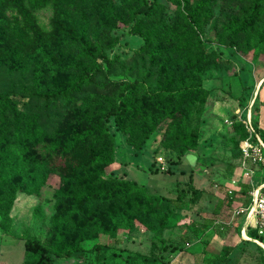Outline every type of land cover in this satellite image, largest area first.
<instances>
[{"label":"rangeland","instance_id":"374dc122","mask_svg":"<svg viewBox=\"0 0 264 264\" xmlns=\"http://www.w3.org/2000/svg\"><path fill=\"white\" fill-rule=\"evenodd\" d=\"M65 1L61 9L66 16V22L69 24L72 21L77 25L81 17L74 5H79L80 0ZM83 1L85 7L86 0ZM156 1L159 4L155 13L156 19L150 21L143 18L140 23L134 24L130 14L134 7L132 4H125L122 0H108L119 16L115 21L116 26L100 29L92 24L88 27L92 48L103 51L111 61L107 63L97 57L96 62L101 65V71L87 87L86 94L77 101V109L89 104L88 99L93 94L113 99L117 89L111 82L121 81L128 89L132 83L141 81L134 100L145 99L149 102L159 95L165 96L163 89L179 84V78L186 75L181 70L182 65H186L182 61L186 59L185 62L188 63L196 53L182 55L176 48L177 44L170 43L166 37L161 38L158 43L147 44L137 31L146 34L162 25L165 29L181 31L186 26V12L197 0ZM208 11L209 17H204L203 13L198 16L203 28L202 47L208 55L207 62L201 64L202 85L207 90V96L201 103L196 102L199 112L189 116L200 134L197 152L189 150L179 162L172 164L170 159L174 158L173 150L160 146L170 131L171 120L164 116L155 122L156 126L152 129L151 118H142L140 114L133 122L124 121L125 125H132L134 131L143 130L148 135L145 146L135 151L126 142V135L118 132L113 118L110 117L106 120V125L116 138L114 161L119 168L116 170L113 163L106 166L105 178L113 181L112 179L124 176L145 186L153 194L175 197L180 187L187 189L185 182L193 174V183L202 194L195 204L184 201L182 208L200 223L197 239H203L202 244L209 245L208 259L214 258L223 245H229L237 239V244H230L234 250L227 264H264V235L260 245L240 239L242 223H235L238 219L244 222L245 217L243 213L235 214L231 210V201L236 193L242 196V203L237 209L250 200L247 188L243 185L251 180L255 184L264 180V164L254 166L250 178L243 175L244 168L239 154L240 140L246 134L249 135L244 122L247 116L250 115L254 127L264 128V17L252 20L247 30H239L232 39L227 36L224 25L231 19L242 20L249 16L253 12V1L216 0ZM6 13L13 18L14 12L8 10ZM36 15L39 22L48 27L53 8L46 5L38 9ZM13 27L19 39L26 40L27 33L20 24L13 23ZM231 41L233 42L230 43ZM58 43V46H46L42 52L16 56L11 55L8 50L7 55H0V97L6 103L3 106L7 108L5 113L0 112V133L8 127L11 130L22 127L29 121H37L39 126H44L47 119H54L53 130L50 132L54 134L60 131L63 122L73 113V108L67 109L62 100L48 101L42 96V92L65 82L63 75L50 69L52 63H67L71 57L68 48L60 44V41ZM170 80L174 83L171 87L168 86ZM91 103L94 104L93 101ZM19 137L17 135L12 142L18 143ZM10 152L0 153V177L4 167L8 166L6 157ZM15 153L12 168L15 171H24L10 180L8 185L0 186V264H22L23 242L31 236L59 251L64 250L65 244L71 246L81 241L85 249L82 258L76 262L58 259L56 264H129L127 255H148L151 242H156L155 252L162 247L158 244L160 232L152 214L135 217L126 213L130 226L125 229L116 228L117 243H109L111 240L107 235V227L111 221L105 216L102 217V223L91 227V231L85 233V236L79 233L74 223L68 225V233H55L52 219L57 208L61 206L55 193L66 184L59 175L47 169V162L39 152L27 154L18 148ZM31 167L36 170L35 179L26 172ZM44 173L49 174L48 179L46 184L40 185L38 181ZM113 186L115 183L110 182L103 187ZM126 186L133 187L130 183L124 187ZM238 187H242L243 191L238 190ZM229 189L233 191L232 194L228 192ZM187 193L189 195L190 192ZM144 199L143 191L133 193L129 206L132 202L139 203ZM119 200L117 195L112 203H105V207L121 214L118 211ZM149 205L154 207V213L160 215L164 202L155 196ZM96 209L102 213L99 206ZM188 236L193 238L190 232ZM96 243H109L111 246L102 249L95 258L96 253L92 247ZM207 261L204 259L200 264H209Z\"/></svg>","mask_w":264,"mask_h":264},{"label":"trees","instance_id":"16d2710c","mask_svg":"<svg viewBox=\"0 0 264 264\" xmlns=\"http://www.w3.org/2000/svg\"><path fill=\"white\" fill-rule=\"evenodd\" d=\"M122 1L134 6L130 10L131 20L134 24L140 23V19L143 18L150 21L156 19L155 13L159 6L156 0ZM252 1L253 12L249 16L242 20L231 19L227 25H224L228 32L227 36L234 39V34L239 30H247L252 20H260L264 17V0ZM65 2V0H0V55H7L8 50L11 51V55L15 54L16 56L31 54L35 51L42 52L46 46L52 44L58 46L60 41V44L68 48L71 57L67 63H60V61L52 63L50 69L54 73L63 75L65 82L42 92V96L48 101L62 100L67 109L72 107L74 110L70 117L63 122L60 131L54 134L50 133L53 130L54 119H47L44 126H39L37 121H29L22 127H15L13 130L8 127L0 133V153L11 151L6 157L8 166L4 167L2 171L0 186L8 185L10 180L24 171V169L15 171L12 168L16 149H22L27 154L39 152V155L47 162V169L59 175L66 184L59 192L55 193L56 200L61 204L52 219L55 233H68L70 231L67 229L68 225L74 223L79 233L85 236V233L91 231V227L101 224L102 217L105 216L111 221L107 227V235L111 240L109 243H117L116 228L125 229L130 226V220L126 213L135 217L140 214L144 216L152 214L159 227L158 244L162 247L155 252L156 242L153 241L148 255L141 253L127 255V262L129 264H167L168 254L185 248V244L194 237L199 238L200 223L186 214L182 205L186 200L191 204L197 203L202 191L194 185L193 174H190L188 181L185 182L187 189L184 190L180 187L175 197L153 194L145 186L138 184L135 180L124 178V176L112 179L113 181L106 179L105 167L114 162L116 148V138L109 132L106 120L112 117L118 132L126 135V142L130 148L139 151L147 143L148 135L143 130L134 131L133 126L125 125L124 121L131 120L133 122L140 114L142 118H151L152 125L150 126L154 129L155 122L165 116L171 120L172 125L160 146L163 149L173 150L174 158L172 157L170 162L172 164L179 162L185 152L189 150L197 152L200 134L189 116L199 112L196 102L201 103L207 96V90L202 85L201 64L207 62L208 58L202 47L203 28L198 16L203 13L204 17H209L208 10L216 0H197L194 6L186 12V26L181 31L165 29L163 25L146 34L137 31L147 44L158 43L161 38L166 37L170 43L177 44L176 48L182 55L189 54V52L196 53L188 63L185 62L186 59H183L182 62L186 65H182L181 70L186 75L177 79L179 81L177 85L170 80L168 86L171 87L173 84L174 86L163 89L165 96L159 95L149 102L145 99L135 101L134 94L141 81L132 83L128 89L121 81L111 82L117 89V94L113 99L93 94V97L90 95L88 99L89 104L84 105L82 109H77V101L86 94L87 87L95 75L101 71V65L96 62L97 57H101L107 63L111 61L103 51L92 48L88 27L94 24L100 29L114 28L115 21L119 19V16L115 13L113 6H110L108 0H86L85 7L84 1L80 0L79 5H74L80 14V21H77V25H74L72 21L68 24L61 9V5ZM46 5H51L53 8V16L48 27L42 25L36 15V11ZM8 10L14 12L13 18L7 15ZM86 13L89 15L87 16ZM13 23H19L27 33L26 40L19 39ZM92 101L94 104L91 103ZM5 104L4 99L0 97V112H6L7 108L3 106ZM256 122L255 119V125ZM254 128L264 142V128ZM17 135H20L19 142H12ZM246 137L247 134L242 139ZM26 172L29 176H34L33 179H35L36 170L34 167L27 169ZM48 175V173H44L38 183L46 184ZM110 182H114L115 186L103 187ZM127 183L132 184L133 187H124ZM243 187L247 188V193L251 189L249 183ZM241 188L238 187V190L243 191ZM140 191L144 192L145 199L139 203L132 202L129 206L132 194ZM187 192H190L189 195ZM117 195L120 197L117 204L121 214H117L114 209L105 207V203H112ZM155 196L164 202L160 215L154 213V207L149 205L150 200ZM186 197L188 199H185ZM97 206L102 213L96 209ZM75 216L77 217L75 218ZM188 232L193 235V238L188 236ZM247 235L253 240L262 242L263 235H259L255 229H248ZM244 242L249 241L245 240ZM109 243L94 244L92 249L96 253L95 258H97L98 252L111 246ZM64 247L63 251H59L47 246L35 236L28 237L23 242L22 264H56L58 259H69L76 262L77 259L83 257L85 252L81 241L71 246L65 244ZM233 250V246L223 245L214 258L208 259L207 257L205 259L209 264H227Z\"/></svg>","mask_w":264,"mask_h":264},{"label":"built area","instance_id":"2783aa9c","mask_svg":"<svg viewBox=\"0 0 264 264\" xmlns=\"http://www.w3.org/2000/svg\"><path fill=\"white\" fill-rule=\"evenodd\" d=\"M245 122V127L249 135L240 140V157L241 165L244 168V176L249 177L253 173V167L264 164V142L261 140L259 134L256 132L254 126L252 125L250 115L247 116ZM162 161V158H158ZM162 164V163H161ZM232 184L236 185L235 181ZM251 189L249 194V203L246 206L239 207L234 212L235 214L243 213L246 219L254 218L255 222L253 227L259 235L264 234V181H260L255 184L252 180L249 182ZM229 189V193H231ZM250 239V237H248Z\"/></svg>","mask_w":264,"mask_h":264},{"label":"crops","instance_id":"0c3cea01","mask_svg":"<svg viewBox=\"0 0 264 264\" xmlns=\"http://www.w3.org/2000/svg\"><path fill=\"white\" fill-rule=\"evenodd\" d=\"M113 164L116 167V170L119 168L118 164L114 161ZM242 196L240 193H236L234 195V198L231 201L232 205V212L234 213L237 209V207L242 203ZM244 201V200H243ZM249 202L245 203V206L248 205ZM245 217V214H242ZM233 216V215H232ZM234 217V216H233ZM255 222V219H246L244 218V222H240L238 219L235 224L242 223L241 224V232H240V239L244 238V240L252 241L258 245L262 244V242L258 240L249 239L247 235L248 229H255L253 227ZM264 235V234H263ZM205 238V237H204ZM203 241V239H201ZM202 241H200L197 238H193L191 241L185 244V248L181 250H177L173 253H170L167 255V264H200L205 258L209 257L210 255H207L208 253V246L205 243L202 244ZM239 242V240H235L233 243H230L231 245H235ZM229 244V245H230ZM220 249V248H219ZM217 251V250H216ZM214 256V255H213Z\"/></svg>","mask_w":264,"mask_h":264},{"label":"bare ground","instance_id":"6f19581e","mask_svg":"<svg viewBox=\"0 0 264 264\" xmlns=\"http://www.w3.org/2000/svg\"><path fill=\"white\" fill-rule=\"evenodd\" d=\"M250 219H253V218L250 217L249 220H250Z\"/></svg>","mask_w":264,"mask_h":264}]
</instances>
